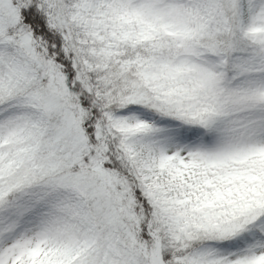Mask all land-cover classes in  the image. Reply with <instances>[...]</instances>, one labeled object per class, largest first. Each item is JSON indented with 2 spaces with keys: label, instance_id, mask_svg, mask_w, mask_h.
<instances>
[{
  "label": "snow or ice",
  "instance_id": "6c2138e0",
  "mask_svg": "<svg viewBox=\"0 0 264 264\" xmlns=\"http://www.w3.org/2000/svg\"><path fill=\"white\" fill-rule=\"evenodd\" d=\"M0 264H264V0H0Z\"/></svg>",
  "mask_w": 264,
  "mask_h": 264
}]
</instances>
